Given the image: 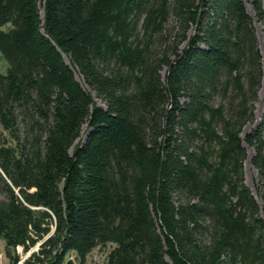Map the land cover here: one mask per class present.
Returning a JSON list of instances; mask_svg holds the SVG:
<instances>
[{
	"label": "trees",
	"instance_id": "1",
	"mask_svg": "<svg viewBox=\"0 0 264 264\" xmlns=\"http://www.w3.org/2000/svg\"><path fill=\"white\" fill-rule=\"evenodd\" d=\"M7 23L8 264L17 246L39 243L20 264H71L108 242L106 264H264L243 171L247 144L264 186V115L241 136L262 81L245 0H0Z\"/></svg>",
	"mask_w": 264,
	"mask_h": 264
},
{
	"label": "rangeland",
	"instance_id": "2",
	"mask_svg": "<svg viewBox=\"0 0 264 264\" xmlns=\"http://www.w3.org/2000/svg\"><path fill=\"white\" fill-rule=\"evenodd\" d=\"M262 4L264 6V0H262ZM245 7H246L247 12L253 18V25H254L255 34H256L257 45H258V48L261 54L262 81H261L260 88L257 92V98L254 102L253 120L250 122H247L243 126L242 132H241L242 137L244 136L245 133L251 132L253 129H255L258 123L261 122L263 115H264V31H263V25L261 22L256 20L254 12L248 0H245ZM10 26L11 24L7 23L3 26H0V29H7ZM7 68H8V63L0 53V73L5 74L7 71ZM161 75H164V70L161 71ZM76 76L78 75L76 74ZM78 81L81 83V85L84 88L88 89V87L83 83V81H81L80 78L78 79ZM97 103H99L98 100H97ZM86 133H87V128H86V125L83 124L81 126L80 136L78 140L83 141L86 136ZM1 137L8 138V135H7V132L3 130V128L0 125V138ZM244 147H245V159L243 161L244 180H245V183L250 187V189L254 193L256 200L258 202L260 215L264 219V198H262L261 196L263 193L264 186L262 185V181H260V177L257 172V169L254 167L251 161V158L254 154L253 148L248 146L247 144H244ZM2 199H4V196L0 194V200ZM113 246L114 244L110 242L102 244V245H97L89 252V254L83 260H80V258L77 257V255L73 251H69L68 253H66L65 258L66 260H69L71 264H106L107 255ZM38 248H39V243L36 244L31 249H29L28 251H24L21 246H17L15 253L18 254L20 258V261L17 264L22 262L27 256H29L31 252L37 251ZM8 263H9V260L5 255L4 241L0 238V264H8Z\"/></svg>",
	"mask_w": 264,
	"mask_h": 264
},
{
	"label": "bare ground",
	"instance_id": "3",
	"mask_svg": "<svg viewBox=\"0 0 264 264\" xmlns=\"http://www.w3.org/2000/svg\"><path fill=\"white\" fill-rule=\"evenodd\" d=\"M42 14H43V11H41V16H42ZM64 58H65V55H64ZM65 60H66V59H65ZM66 61H67V60H66ZM67 62H68V61H67ZM77 78H78V77H77ZM78 79H79V78H78ZM78 79H77V80H78Z\"/></svg>",
	"mask_w": 264,
	"mask_h": 264
},
{
	"label": "water",
	"instance_id": "4",
	"mask_svg": "<svg viewBox=\"0 0 264 264\" xmlns=\"http://www.w3.org/2000/svg\"><path fill=\"white\" fill-rule=\"evenodd\" d=\"M65 61H66V60H65ZM66 63H68V62L66 61ZM163 70H164V72H165V69H163ZM241 134H242V133H241ZM253 195H254V193H253ZM20 263H21V262H20ZM20 263H19V264H20Z\"/></svg>",
	"mask_w": 264,
	"mask_h": 264
}]
</instances>
